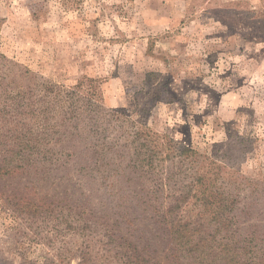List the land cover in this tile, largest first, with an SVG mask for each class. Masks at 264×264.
<instances>
[{
  "label": "rangeland",
  "instance_id": "rangeland-1",
  "mask_svg": "<svg viewBox=\"0 0 264 264\" xmlns=\"http://www.w3.org/2000/svg\"><path fill=\"white\" fill-rule=\"evenodd\" d=\"M89 99L119 144L142 125L195 149L215 193L235 202L236 225L223 228L264 243V0H0V147L22 124L62 130L60 116ZM39 171L0 183V264H118L83 218L112 217L105 198ZM137 225L119 227L163 263L158 226L149 215Z\"/></svg>",
  "mask_w": 264,
  "mask_h": 264
},
{
  "label": "trees",
  "instance_id": "trees-1",
  "mask_svg": "<svg viewBox=\"0 0 264 264\" xmlns=\"http://www.w3.org/2000/svg\"><path fill=\"white\" fill-rule=\"evenodd\" d=\"M76 107L60 116L58 123L63 116L69 123L63 122L62 130L48 127L35 134L27 124L21 125L25 127L21 131L17 126L7 130L9 143L0 147V183L18 170L39 168L41 174L82 179L90 193L108 202L112 217L88 214L83 218L86 226L102 230L105 248L118 258V264H264V243H256L252 237L237 240L242 236L238 228H223L236 225L235 202L229 195L223 198L225 192L215 193L217 181L200 168L195 149L171 139L161 143L166 136L142 125L119 144L96 123L99 105L89 99L81 106L82 113ZM40 115L47 112L40 111ZM87 118L88 127L80 130ZM162 163L161 168H166L163 177L157 170ZM167 188L170 192L165 193ZM186 208L196 214L186 218ZM226 210L229 215L224 217ZM145 215L164 237L163 263L150 242H141L136 228L133 233L125 228V235L119 227L138 226ZM80 255L78 264H88L84 254Z\"/></svg>",
  "mask_w": 264,
  "mask_h": 264
}]
</instances>
